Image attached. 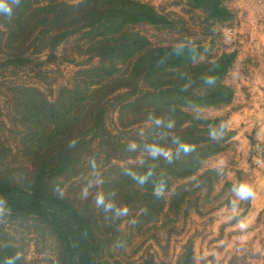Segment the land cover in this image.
Segmentation results:
<instances>
[{
  "label": "rangeland",
  "instance_id": "1",
  "mask_svg": "<svg viewBox=\"0 0 264 264\" xmlns=\"http://www.w3.org/2000/svg\"><path fill=\"white\" fill-rule=\"evenodd\" d=\"M79 1L32 0L36 5ZM136 1L149 5L158 20L125 23L123 33L138 34L149 47H189L193 65L187 86L197 94L214 91L219 80L215 75L206 77L202 69L213 62L227 63L221 78L227 97L186 107L196 128L178 129V133L170 123L171 131L162 140L146 144L140 141L153 125L151 116L129 115L123 119V129L117 105H109L102 120L104 129L135 146L126 154L136 152L134 158L110 160L124 165L147 155L148 160L162 164L160 176H105L99 169L104 154L94 141L87 148L94 156L81 157L88 170L83 165L84 173L55 175L51 189L87 213L96 236L95 256L105 262L264 264V0H218L219 11L196 0ZM84 41L85 36L75 33L54 48L30 54L33 61L25 68H11L5 78L0 77V168L14 171L16 178L30 174L32 166L14 134L12 93L5 86L11 82L33 85L49 99L61 87L83 88L87 82L78 80L84 74L77 72L99 60L91 51L95 48ZM138 55L117 59V68H125ZM146 84L140 79L141 86ZM119 86L108 85L104 97L122 93L115 102L123 100L126 87ZM177 138L187 143L180 145ZM143 148L148 152L143 153ZM161 152L169 158L159 157ZM171 153L174 160L168 156ZM241 188L250 189L252 195L245 197L238 191ZM99 196L114 207L106 211L97 204ZM124 207L127 215L117 217L115 210ZM0 238L20 264H62L59 244L49 227L34 217L7 212L1 202Z\"/></svg>",
  "mask_w": 264,
  "mask_h": 264
},
{
  "label": "trees",
  "instance_id": "2",
  "mask_svg": "<svg viewBox=\"0 0 264 264\" xmlns=\"http://www.w3.org/2000/svg\"><path fill=\"white\" fill-rule=\"evenodd\" d=\"M196 2L209 5L213 11L220 10L218 0ZM157 20V13L149 5L136 0H81L45 5H36L32 0H0L3 27L0 28V77L5 78L11 68H25L33 61L30 54L45 47L54 48L75 33L85 36L84 42L95 48L91 51L99 58L95 65L77 72L84 74L77 78L87 82L83 88L79 85L61 87L53 99L33 85L11 82L5 86L12 93L14 134L19 136L18 142L23 145V154L29 157L32 171L16 178L14 171L0 168V202L15 216H31L46 224L59 244L62 264H114L95 256L96 236L87 213L65 195L51 189L55 175L84 173L83 165L85 171L88 170L87 161L81 157L94 156L87 149L89 144L96 141L104 154L99 169L107 177H150L162 173V164L148 160L147 155L143 160L124 165L110 160L134 158L136 152L126 154L133 147L124 143L120 135L104 129L102 120L109 105H117L123 129V119L129 115L147 113L151 116L153 125L140 141L146 144L162 140L167 131H171L170 123L177 126L176 132L196 128L186 107L218 103L227 97L221 81L227 63L213 62L202 69L206 77L215 75L219 80L214 84V91L197 94L187 86L189 68L193 65L189 47H149L138 34L126 36L122 31L128 22ZM135 52L140 56L125 68H117V59H126ZM140 79L147 83L146 87L140 85ZM111 83L126 87L123 100L115 102L122 93L110 99L104 97V89ZM184 119L186 125H183ZM184 139L176 141L184 145L187 143ZM72 141H75L74 147H70ZM177 150L176 147L173 152ZM142 152L148 150L143 148ZM165 154L161 152L159 157L167 160L169 157ZM168 156L174 160L173 153ZM198 162L197 157L195 163ZM9 262L20 264L19 258L0 238V264Z\"/></svg>",
  "mask_w": 264,
  "mask_h": 264
},
{
  "label": "clouds",
  "instance_id": "3",
  "mask_svg": "<svg viewBox=\"0 0 264 264\" xmlns=\"http://www.w3.org/2000/svg\"><path fill=\"white\" fill-rule=\"evenodd\" d=\"M74 146H75V141L70 142V147H74ZM133 147H135V146L133 145ZM152 152H153V155H156L157 154L156 150H154V149L152 150ZM140 182L143 183L144 180L141 179ZM238 191H240L245 197L252 195L251 190L248 189V188H241ZM86 194H87V192L85 190V195ZM97 204L98 205H103L105 207V210L106 211L107 210H110V209H112L114 207V205L111 204V203H108V204L105 205L104 204V197L103 196L97 197ZM127 213H128V208L127 207L117 208L115 210V214H116L117 217L122 216V215H127ZM241 227H244V225L242 224ZM9 264H11V262H9Z\"/></svg>",
  "mask_w": 264,
  "mask_h": 264
}]
</instances>
